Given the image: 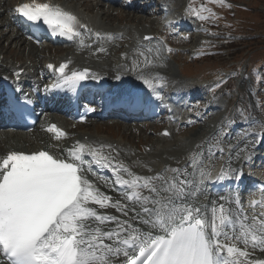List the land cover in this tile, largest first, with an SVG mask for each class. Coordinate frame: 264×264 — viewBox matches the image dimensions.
Listing matches in <instances>:
<instances>
[{
    "label": "snow or ice",
    "instance_id": "obj_1",
    "mask_svg": "<svg viewBox=\"0 0 264 264\" xmlns=\"http://www.w3.org/2000/svg\"><path fill=\"white\" fill-rule=\"evenodd\" d=\"M213 2L224 4V0ZM14 11L30 22H42L53 34L78 39L82 46L85 44L82 30L92 32L75 15L49 3L30 0ZM190 11L202 21L214 17L212 13L203 15L210 12L203 6ZM95 37L104 38L99 32ZM107 38L112 39L110 35ZM98 51L105 49L101 47ZM155 55L159 57V51ZM151 64L145 57L144 66ZM67 67L62 64L57 69L48 65L59 74L53 89L75 91L81 81L98 78L95 74L90 76L87 69L67 74ZM16 75L19 77L20 73ZM139 79L153 90L157 83H163L162 77L151 75H141ZM157 96L163 100L159 93ZM260 127L264 129V124ZM47 130L55 133L57 140L67 135L56 125ZM252 136L255 142L264 138V131ZM105 148L110 151L105 153ZM112 152L119 154L111 145L78 141L67 150V158L41 150L11 151L0 159V256L10 264H114L121 257L124 258L121 264H264V259L253 258L256 250L264 253V211L251 217L236 215L219 204L212 207L209 218L193 202L197 188L192 187L194 181L188 179L191 174L186 169L167 167L156 175L140 176L123 163H115ZM200 155L193 153L191 157L189 167L194 171ZM92 162L111 168L116 177L114 183L129 190L125 198L138 204L148 217L142 219L140 213L135 217L147 226V231L128 219L102 214L93 206L114 207L128 215L127 205L113 202L87 178L85 173L92 171ZM169 172L171 176L167 175ZM200 175L202 180L205 176L211 178L210 173ZM241 176V172L235 174L236 179ZM223 178L226 173L221 171L216 179ZM145 190L149 195H144ZM253 204L264 208V201ZM110 222L116 226L109 230L101 227Z\"/></svg>",
    "mask_w": 264,
    "mask_h": 264
},
{
    "label": "bare ground",
    "instance_id": "obj_2",
    "mask_svg": "<svg viewBox=\"0 0 264 264\" xmlns=\"http://www.w3.org/2000/svg\"><path fill=\"white\" fill-rule=\"evenodd\" d=\"M84 14L87 20L91 21L97 28L100 29H105V30H119L123 31L124 34L130 32L131 34L133 32H138L140 35H144V33H151L152 31H149L148 28L145 26L141 25H133L132 21L128 19V22L125 23V27H119V28H111L107 27L106 23L109 19V17L105 15H101V11H93V10H88L84 9ZM135 15L134 17H136ZM144 19V16H142ZM139 20V19H138ZM135 21V20H134ZM137 21V20H136ZM10 22V20H6L4 22L5 25ZM146 24V23H145ZM4 53L2 49L0 50V54ZM72 55L73 58H80V55H76V52L72 49L70 50H65L63 51L62 54H60V58L64 56H69ZM9 57V56H8ZM86 60L90 63H92V66L94 68H101L104 70H107L110 65H111V60L110 61H93V58L88 57ZM7 61V58L5 60H2L0 62V72L6 73L10 70L11 66L5 65L4 62ZM26 66V70L31 66V64L23 63L21 67ZM171 63H167V66H153L157 71L161 72L163 74L162 78L164 80L172 81L174 77L179 76L178 73L176 72L175 68L171 67ZM175 67V66H174ZM152 72V69H150ZM221 114H224L221 112ZM222 117V116H221ZM221 123V119L219 120V117H215L212 120L209 121H204L202 125H199L196 127V129L192 130L191 134L186 136L185 138L182 139H176L174 142H168L172 143L174 145H167L165 147L162 146V144H155L153 142L147 143V146H151L150 151H143L140 149H135L133 146H131V143L125 142L123 138L120 139H112L103 135L95 134L93 132H84L83 133H78V140L79 141H84L86 144H96V145H111L112 149L118 150V152H123L126 154H120V160H123L125 163L129 162V159L133 160L134 165H131L132 168L139 170L140 173H148L150 176L156 175L157 173L163 172L165 168L171 167V168H181V169H186L187 172L191 175L188 176V179L193 180L194 183L192 185L193 188H197L202 180L201 175H198L199 170L202 168H205V165H210L213 163L214 158L211 157V154L213 150L208 152L209 145L212 144L217 135H218V126ZM132 128H136L134 125H131L128 130H132ZM89 135V139H85L86 135ZM4 140H0V153L6 152L8 149L11 148V146L7 143L8 139L5 136L1 137ZM44 140V138H40L39 142H35L33 145L29 146V149H37L40 148L41 142ZM2 142H5L3 144ZM26 142H23V145ZM227 143V142H226ZM246 143V142H243ZM114 144H117V146H114ZM167 144V143H166ZM225 144V143H224ZM139 145V143H138ZM197 145H200L201 147H205L204 151H200L199 153L201 154L200 157L197 160V170L194 171L192 167H189V164L191 162V157L193 153L198 149ZM174 146V147H173ZM140 148V147H139ZM221 148H225L224 145ZM237 151H232L231 154L229 155L228 159L226 161L222 162L223 167L225 169H228L230 167H234L235 165L239 164L241 161L237 160L235 161ZM243 153H241V156ZM138 156V157H137ZM225 156V155H223ZM139 163H137V162ZM142 167H147V169H144ZM197 173V176H196ZM167 175L171 176L172 173H167ZM203 182V180H202ZM108 194H113L112 191L109 189ZM209 202L210 207L217 206L219 204H224L226 208H230L232 211H235L233 206L228 203V198L224 202L220 198L217 197H212L206 200ZM194 203L198 204L195 200L193 201ZM128 212L127 216H124L122 212L120 211V215L122 217V220L128 219L130 220L131 223H136L139 222L140 224H143L140 222V219H136V214L138 213L137 210L132 211L126 209ZM142 216V214H140ZM207 217H211L212 211L210 209H207L206 213Z\"/></svg>",
    "mask_w": 264,
    "mask_h": 264
},
{
    "label": "rangeland",
    "instance_id": "obj_3",
    "mask_svg": "<svg viewBox=\"0 0 264 264\" xmlns=\"http://www.w3.org/2000/svg\"><path fill=\"white\" fill-rule=\"evenodd\" d=\"M179 1V0H176ZM231 2V4L237 3L238 5H243L244 3H256L258 10H259V20L258 22L254 23L251 22L249 19L248 22L249 24L247 26L241 25L242 21L244 18H247L245 15H242L241 11H236L238 9L235 10V15H229V19L231 20V22L233 23H237L236 26H233L231 24H228V28L232 29L234 32V29L236 32H242L245 34H249V33H264V0H229ZM246 5V4H245ZM245 10V9H242ZM240 13V14H239ZM136 14L132 15L129 20L130 21H140L142 22L144 19L141 20V16H136L134 17ZM256 14H254L253 16H255ZM139 19V20H138ZM149 22V21H148ZM117 23V21L115 22ZM139 23V22H137ZM144 23V22H143ZM146 23V22H145ZM201 40V37H195L194 40L190 43H188L185 46V51L184 53H181V56H179L177 58V60L181 63V65L179 66V68H181L182 70H187L188 66H190V63H199L198 65H196L194 67L195 70H193L192 72H186L187 75H189V78L195 77L194 80H191L192 86H197L200 85L201 82L203 80L201 79H211V78H218L221 77L220 74L222 70L226 69V68H232L235 64V61L233 59L238 58V59H242V56L245 55V53L247 52L246 49H244L241 52V56H239V54H235L234 57H231L229 55V53H232V42L231 40L225 41L223 43V49H224V54L220 55V56H209V57H201L199 59H195L197 61H189L188 58L191 57V49ZM2 46H6V41L2 42ZM245 45H243L244 47ZM19 56L20 59H25L26 53H24L23 55L17 54ZM41 54L39 56H35L31 57L33 59V61L37 62L40 58ZM239 56V57H237ZM244 60H249L250 58L246 57L243 58ZM259 58H257L258 60ZM232 60V61H231ZM245 60V61H246ZM234 61V62H233ZM239 63V62H238ZM175 66V65H174ZM220 68L219 70H209L211 68ZM176 71L178 68V65L175 66ZM186 76V75H185ZM185 79V78H184ZM234 93V91H232ZM219 98L225 101L224 95H219ZM239 103L237 105L234 104V110L242 104L241 99L239 98ZM234 101H232L233 103ZM226 103V102H225ZM238 112V111H236ZM96 124L100 125V126H106V129H98V131L96 130ZM83 129H87V131H91V132H98L102 135H106L109 136L111 138H115V139H120V138H124L130 141L131 144H133L134 146H137V143H139L141 145V148L144 149H149L150 146H146V143H150L153 142L155 144H162L163 147L167 146V145H174L172 143H167L164 144L165 142H174L176 139H178L179 137H184L188 136L191 134L192 130L196 129H190L188 128V130H181L179 131L178 129H176V131L174 132L173 136L171 138H166L163 139L160 137L159 133L154 132L153 130H159V129H155L154 127L152 128V126L146 128V132H144V134H140L137 131L136 132H132L131 136H127L126 132H128L129 130L126 129V126L124 127H118L115 125H111L109 122H104V123H93L89 122L87 125H85L83 127ZM145 143V144H144Z\"/></svg>",
    "mask_w": 264,
    "mask_h": 264
}]
</instances>
